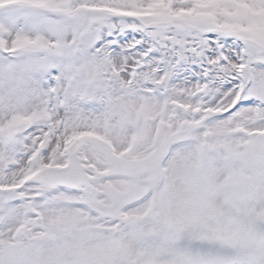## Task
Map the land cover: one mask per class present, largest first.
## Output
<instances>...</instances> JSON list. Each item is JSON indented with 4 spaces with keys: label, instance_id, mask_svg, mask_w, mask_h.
<instances>
[{
    "label": "snow or ice",
    "instance_id": "snow-or-ice-1",
    "mask_svg": "<svg viewBox=\"0 0 264 264\" xmlns=\"http://www.w3.org/2000/svg\"><path fill=\"white\" fill-rule=\"evenodd\" d=\"M0 264H264V0H0Z\"/></svg>",
    "mask_w": 264,
    "mask_h": 264
}]
</instances>
